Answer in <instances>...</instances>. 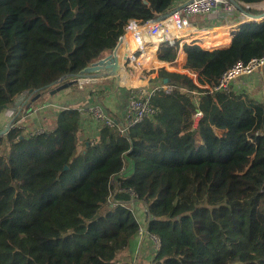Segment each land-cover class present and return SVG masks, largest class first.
<instances>
[{
    "label": "trees",
    "instance_id": "obj_1",
    "mask_svg": "<svg viewBox=\"0 0 264 264\" xmlns=\"http://www.w3.org/2000/svg\"><path fill=\"white\" fill-rule=\"evenodd\" d=\"M241 1L247 12L263 11L250 5L264 0ZM174 2L0 0V111L22 92L110 53L129 19L156 18ZM258 21L243 22L227 49H221L230 39L227 30L199 38L219 50L184 43L183 67L197 74L198 84L215 85L235 62L263 56L264 20ZM176 47L158 48V60L174 62ZM140 49L158 64L154 45ZM144 60V68L161 69ZM124 69L103 78L116 81ZM168 83L172 90L154 98L157 111L166 105V118L159 122L158 112L126 134L95 119L96 135L85 140L82 113L68 107L56 109L53 126L43 132L12 126L0 136V264H119L141 234L133 205L108 201L117 185L110 177L131 162L130 174L119 180L155 217L148 232L166 240L159 264H264V101L216 91L217 110L210 93L185 74L175 73ZM36 102L16 109L11 125ZM126 105L127 91L118 89L111 114L122 117ZM197 110L202 115L193 126ZM166 209L178 216L169 226ZM153 245L151 239L140 243L136 264L157 255Z\"/></svg>",
    "mask_w": 264,
    "mask_h": 264
},
{
    "label": "built area",
    "instance_id": "obj_2",
    "mask_svg": "<svg viewBox=\"0 0 264 264\" xmlns=\"http://www.w3.org/2000/svg\"><path fill=\"white\" fill-rule=\"evenodd\" d=\"M185 1L187 0H175L173 6L168 10L171 11L170 15L166 19L158 22H149V20L145 22H140L136 19H129L125 26L124 34L130 30H135L137 28L134 36L135 38H138V36H140L143 33V30L145 29V33L151 38V40L155 44L152 55L154 58V53L158 50L161 44L173 46L175 45L177 40L180 39L181 33L172 35V30L180 31L191 25L188 17L186 15H182V13H211V15L215 16V18H232L233 15L237 13V9L231 0H192V2L187 5L184 4ZM235 1L240 4L243 3L241 0ZM181 5L182 7L177 10V8ZM148 45L152 46V43H148ZM122 50L124 51L125 49L122 48ZM146 53L147 49H137L135 51H129V53L126 54L123 53L122 63H127V65H130L132 67L138 65L141 66V70L146 69L149 71V69H147L146 67L144 68V62L141 61L142 57H146ZM257 69H264V55L260 57H253L246 63H243L241 61L235 62L231 67L226 69L221 74L217 84L215 85L198 84L194 81V77L196 76V74L190 70H187L184 74L188 78L192 79L199 87L203 88L207 93L214 94L216 91H228L232 81L236 77H238L239 75L250 74L251 72ZM161 83L162 84H152L149 86L125 85L127 91V105L125 113L121 119H118V117L114 115H112L111 117H107L104 116L102 113H96L98 112V109L99 112H101L100 106L84 107L82 108V110L87 113H92L97 121H100L109 127H113L114 125H116L121 134H126L127 129L137 124H141L144 121L154 117L157 111V108L154 104V98L159 92H163L164 94H166L172 90V86L168 82ZM83 103H85V101H83L81 104ZM201 115L202 113L199 110L195 111L192 114L193 126H196L197 121L201 117ZM30 133L33 134L34 131ZM130 169L131 165L128 164L117 175H112L110 177V182H117V185L113 186V189L110 190L108 201L113 206L119 204L125 205L127 203L134 205L133 201L136 204L138 202L143 204L144 209L142 212H139L137 218L139 223V233L141 234V236L145 234L147 237H149V239L155 242L156 245H158L157 237L149 233L146 228L148 222L155 219V217L151 216L148 213L146 205L140 199H138L136 192L128 187H123L121 185V180H119L121 176L129 175ZM119 193H124L126 195L128 194L130 198H118L117 195Z\"/></svg>",
    "mask_w": 264,
    "mask_h": 264
},
{
    "label": "rangeland",
    "instance_id": "obj_3",
    "mask_svg": "<svg viewBox=\"0 0 264 264\" xmlns=\"http://www.w3.org/2000/svg\"><path fill=\"white\" fill-rule=\"evenodd\" d=\"M254 8L256 9H260V10H264V1H262L261 3L259 4H254L253 5ZM240 14V18H244L245 15H243L242 13L238 12ZM253 18L251 17H245L244 21L245 22H249V21H252ZM263 19H259L258 22H261ZM218 21H221V20H218ZM124 35V33H123ZM122 35V36H123ZM148 37V38H147ZM146 39H151L148 35H147ZM179 40V39H178ZM167 46L166 44H161L160 47H165ZM159 47V48H160ZM123 47H121L122 49ZM126 50V49H125ZM215 50H218L215 49ZM123 51V50H122ZM106 55H103L102 57H99L98 59H96L95 61H99L101 60L102 58H104ZM158 59V58H157ZM94 61V62H95ZM160 61V60H159ZM108 63V62H107ZM148 64V62H146ZM151 64V63H149ZM106 65V64H104ZM102 65V66H104ZM152 65V64H151ZM138 66V65H136ZM132 67L130 65H127L126 64H123V67L128 71V72H134L136 70L137 67ZM138 67H141V66H138ZM101 67L99 66V64L97 65H92V64H88L85 68L82 69L83 73H97L99 71H101ZM120 69V67L118 68V70ZM137 72L140 74V75H145V76H148L150 74H154L156 75V79H164L163 81H166L168 82L170 78H168L169 76L172 77L175 72H170L169 75L166 74L168 71L165 70V68H161L159 69L158 71H148L146 69L144 70H137ZM183 74V73H182ZM78 77H69L68 79H77ZM97 78H102L103 77H97ZM97 78H87L85 80H83L84 78H80V81L78 82V84L82 83V82H87L86 80H89L90 81V85H89V89H90V94H88V99L86 101V97L84 99L85 103L83 104H77L76 106H73V107H69L68 109L70 108H75V109H78L79 112L82 113V117L80 119V122H81V134H82V137L83 139L85 140H92L95 135H96V132H97V129H98V126L100 124H98V122L95 121V116L92 114V113H88L86 114V112H82V108L84 107H94V106H100L101 108V112H99V109L97 110L98 112L96 113H102L104 116H107V117H111L112 113H114V110H115V106H116V101H117V98H118V89L119 87H121L122 90H126V86H122L120 85L119 87L117 85H114V81L115 79H110V78H106V79H103L102 81H96L95 79ZM65 82H61L57 85H53V86H50L48 88H45V89H42V90H39V91H36V92H29L28 90L22 92L20 95H18L13 102L9 103L8 105H6V108L5 110H1L0 111V129L7 123L10 122V110H12L13 108H15V104L16 105H20L21 106V109L22 108H29L31 106V104L37 100V102L35 104L39 105L40 103L44 102L47 98H50V97H56V93L54 94H51V92L55 91V90H58ZM160 84H162L161 82H159ZM146 84V83H145ZM141 85H144V84H141ZM72 85H70L69 87L59 91V92H62V91H66L67 89H70ZM117 89H115L113 91V87H115ZM112 88V89H111ZM58 93V92H57ZM102 95V96H101ZM101 96V97H100ZM22 99V100H21ZM22 101H24L22 103ZM118 106V105H117ZM163 111V112H162ZM159 110L156 112L158 113ZM56 113L55 111H50V112H43V110L41 108L37 109L36 111H32L30 112L29 114H26L22 117H19L16 121H15V124L13 126H18V127H22L23 130H33V128L37 127L34 132L36 131L37 133H40V132H43L45 130H47L48 128L52 127L53 126V121H54V118H55V115L54 114ZM164 110L162 109L160 112H159V115L158 117V120L161 122L164 120ZM21 112H18V116H20ZM91 114V115H90ZM115 114V113H114ZM115 116V115H114ZM7 117V120L5 121ZM130 165H132V162L130 163ZM134 205H133V208L136 210V213H137V218H138V215H139V212H142L143 209H144V206L143 204L141 203H135L133 201ZM163 217L165 218L166 220V226H169V225H172L174 223V221L178 218V216H173L172 215V210L170 209H166L163 213ZM165 237H168L169 235V232H167L165 230ZM144 240L145 243H148L149 241V237H147L145 234H143L142 236H140L139 238H137V240L135 239L136 242L133 243V245L123 251L121 254H120V261H119V264H136L139 260V253H138V250H139V246H140V243ZM157 241H158V245L155 244L154 242V245H153V249L151 250V252L154 253L157 252V257L156 256H152V258L154 259H148L147 261H143L141 260L140 261V264H159V262H161L163 260V252L165 251L166 249V240L165 241H162L161 242V239L160 238H157ZM156 249H158V251H156ZM128 252V253H127ZM155 257L158 258L157 260H155Z\"/></svg>",
    "mask_w": 264,
    "mask_h": 264
},
{
    "label": "crops",
    "instance_id": "obj_4",
    "mask_svg": "<svg viewBox=\"0 0 264 264\" xmlns=\"http://www.w3.org/2000/svg\"><path fill=\"white\" fill-rule=\"evenodd\" d=\"M253 5L254 4H251L250 6L254 7ZM182 15H186L188 17L191 25L189 27L184 28L185 34L181 33L180 39L177 40L178 47H176L173 51V52H175L178 50L176 60L174 62H167V61H169V59L166 61H159L157 59V51H155V53H154V59L158 62V64H155L153 62H149L146 59V57L144 60L145 62L151 63L152 66L155 68H159V67L165 68V70L168 71L166 73L168 75L170 72L181 73V74L183 73L184 74L188 70V69L183 67V65L185 64V60H186V53L182 48V45L184 43L196 44V45H198L201 48L206 49V50H215L217 48L215 47V45H213L214 42H211L209 46L204 47L201 44L202 41H200L199 38L206 36V35H203L205 33H207V35L208 34L214 35V34H216V31L227 30V32L230 35V39L227 41V44L222 45V48H221V49H227L231 46V40H232L234 32L238 30L239 26L243 22H245L244 19L246 17L245 16L244 18H240V14L238 12L235 13L232 18H227V17L215 18V16L211 15V13H208V14H205V13H203V14H201V13H192V14L182 13ZM218 20H221V21H218ZM135 30H133V31H135ZM131 31L132 30H130V32ZM128 37L129 36L127 33L126 41H125L124 45L121 43L123 45L124 49H127V47H128V46L125 47L126 42L129 40ZM146 37H147V34L145 33L144 30H143V33L140 36H138V38H135V36H133L130 40L131 44H130L129 51L131 52V51H135L137 49H140V47L147 46L148 43H152V45H154V47H155L154 42L151 39H146ZM124 52H125V50H124ZM123 53L117 55L118 60H119V66H121L123 64V63H121ZM108 54H106V55H108ZM155 76L156 75H154V74H150L148 76L144 75L143 77L146 80L145 81L146 84L144 83V85H147V86L152 85V84L158 85L159 82H166V81H163L164 79H156ZM134 77H135V75H134ZM168 78H170V76ZM103 79H106V78H103ZM194 81L197 82V74L194 77ZM141 82H142V80L139 78V76L136 80L133 78V76L129 75V72L126 69H124L121 73V76L118 79H116L115 85H117L118 87L120 85H122V86L137 85V84H140ZM89 85H90V81L87 83L82 82V83L78 84V86L67 89L66 91L64 90L62 92H58V93H56V97L47 98L44 102L37 105L33 111H36L37 109L41 108L43 110V112H50V111H55L56 109H59V108L73 107V106H76L77 104H81L84 101L86 96H87L86 101L88 99V95H86V93H87L86 87ZM119 89H121V87H119ZM229 90L231 92L235 93L238 98L250 97V98H255L257 100L264 101V69H257V70H255V71H253L247 75H239L238 77H236L232 81V83L229 87ZM90 93L91 92H89V94ZM210 96L215 103L216 109L222 110V107L220 106L218 100L215 98V95L213 93H210ZM73 103H77V104L75 105ZM72 104H73V106H71ZM162 109L164 110V113H163L165 115L164 118H166L167 111H166V105L165 104L160 109V111ZM121 118L122 117H120V119ZM6 120H7V117H6L5 121Z\"/></svg>",
    "mask_w": 264,
    "mask_h": 264
},
{
    "label": "water",
    "instance_id": "obj_5",
    "mask_svg": "<svg viewBox=\"0 0 264 264\" xmlns=\"http://www.w3.org/2000/svg\"><path fill=\"white\" fill-rule=\"evenodd\" d=\"M231 1L235 5L236 9H238L241 13H243L248 18L249 17L264 16V10L261 13H259V14H252V13L247 12L246 10H244L242 8L241 4L238 3L237 1H235V0H231ZM191 2H192V0H187V1H185L184 4L187 5V4L191 3ZM181 7H182V5L180 7H178L177 10H179ZM170 13H171V11H166V12L160 14L159 16H157L156 18L150 19L149 22H158V21L164 20V19H166L170 15ZM122 39H123V36L119 37L118 41L116 42V44L112 48L111 53H109L108 55H106L104 58H102L98 62L95 61V62H92L91 63L92 65L99 64V66L102 68L101 71H99L97 73H92L91 74V73H83V71L81 70V71H79L77 73L63 74L60 77H58L57 79L52 80L51 82H49L46 85H43V86H41L39 88L29 89V92H31V93L32 92H36V91H39V90H42V89H45V88H48L50 86L57 85V84H59L61 82H65L66 81V83H64L61 86V87H64L67 84H70V83H73V82L76 81L75 79H68L69 77H78V78H84V79L92 78V79H94V78H97V77H107V75L115 74L116 71L118 70V68L120 67L119 66L118 56H117V51H118L119 47L121 46ZM104 64H106V65H104ZM102 65H104V66H102ZM105 69H107V71H105ZM89 88H90L89 86L86 87V90H87L86 95L90 92V89ZM115 89H117L116 86L113 87V91ZM73 104L76 105L77 103H73ZM73 104L71 106H73ZM64 108H68V107H64ZM17 115H18V112L16 113L15 117ZM11 127L12 126H11L10 123L5 124L0 129V136H3L4 134H6L7 131L9 130V128H11ZM64 168H66V165L64 166Z\"/></svg>",
    "mask_w": 264,
    "mask_h": 264
},
{
    "label": "bare ground",
    "instance_id": "obj_6",
    "mask_svg": "<svg viewBox=\"0 0 264 264\" xmlns=\"http://www.w3.org/2000/svg\"><path fill=\"white\" fill-rule=\"evenodd\" d=\"M251 18H253L252 19V21H258L259 19H263L264 18V16H258V17H251ZM137 30V29H136ZM136 30L135 31H129V32H127L128 33V41L126 42V44H125V47L126 46H128L127 47V49L126 50H128V51H126L125 50V52H124V54H126V53H129V49H130V44H131V42H130V40H131V38L135 35V32H136ZM144 31H145V29H144ZM127 33L123 36V39H122V44L124 45V43H125V41H126V36H127ZM177 33H182V34H185V31H184V29H182V30H180V31H177V30H172L171 31V34L172 35H176ZM121 44V46L119 47V49H118V51H117V55H119V54H122L123 52H122V49H121V47H123V45ZM122 61H123V59H122ZM122 63V62H121ZM129 75L130 76H134V73L133 72H129ZM139 78L142 80V82L140 83V84H137V85H141V84H144L145 83V78L142 76V75H140L139 74ZM72 83H70V84H67L66 86H64V87H61V88H59L58 90H55V91H53V92H51V94H54V93H57V92H59V91H61V90H63V89H65V88H67V87H69L70 85H71ZM22 100V99H21ZM23 102V101H22ZM16 109H18V111L21 109V106L20 105H16L15 104V108H13L12 110H10V124H11V120H12V118H13V116H14V112H15V110ZM11 126H13V125H11Z\"/></svg>",
    "mask_w": 264,
    "mask_h": 264
}]
</instances>
